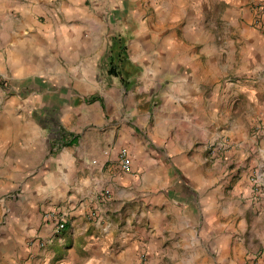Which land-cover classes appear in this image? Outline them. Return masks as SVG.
Segmentation results:
<instances>
[{"label": "crops", "instance_id": "crops-1", "mask_svg": "<svg viewBox=\"0 0 264 264\" xmlns=\"http://www.w3.org/2000/svg\"><path fill=\"white\" fill-rule=\"evenodd\" d=\"M55 5V0H0V75L10 70L21 85L32 80L48 84L64 68L66 60L85 55L80 63L93 66L91 39L85 50L77 49L73 44L75 30L60 27L61 44H57L54 27L42 18L58 15L60 9ZM251 13L244 5L240 14L244 20L236 22L248 46L242 57L243 70L261 71L259 82L264 92V42L262 35L248 25ZM211 59L215 58L205 61ZM222 61L221 55L211 64L200 61L196 65L188 62L180 65L186 72L179 80L180 95L195 117L199 116L198 121L183 130L184 141L189 137L198 139L201 134L205 135L202 131L208 130L203 116L200 117L201 104L205 102L204 83ZM199 71H204L203 76ZM28 73H33V77ZM242 84L244 87L235 92L231 89L230 93L254 99L255 108L264 115V97L257 96L261 92L254 93L245 88L248 84ZM8 91L0 80V191L25 179L30 169L37 166L35 159L41 145L49 141L38 123V96ZM212 104L219 107V101ZM220 115L216 112L213 116L219 118ZM173 125L174 119L162 115L155 122V131L170 132ZM245 126L244 121L233 126L232 137L236 139V135L244 133L246 138L243 140L240 136L237 147L233 148L236 158H240L237 161L241 170L238 173L231 170L227 180H224L227 173L224 174L218 164L203 159L207 145H201L191 155L187 151L177 154L179 133H175L176 142L169 147L173 154L169 160L156 159L150 141L133 137L130 152L135 174L119 170L115 148L108 146L101 135L82 134L78 143L62 147L58 153L60 164L69 170L62 168L51 173V178L42 185L46 188L51 184L50 190L56 195L58 188L75 184L72 194L65 198L70 208L67 229L58 231L52 220L46 221L41 231L50 234L53 241L48 247L36 250L27 236L34 209L21 199L0 200V213L6 214L5 222L0 225V264H43L45 259L49 262L57 259V264H135L141 261L143 250L167 255L170 263L177 260V264H242L248 252L249 259L258 249L263 251L258 264H264V194L263 198L260 196V203L246 202L250 193L248 175L254 167L260 171L257 174L264 183V125L250 136L253 139L249 138ZM219 134L218 130L213 132L209 141L216 140ZM76 169L81 176L75 181ZM105 171L110 173L109 179L112 177L117 182L118 189L113 190L112 201L100 204L99 219L90 220L87 212L93 204L92 192L103 182ZM233 177V189H226ZM114 203L126 209L124 215L122 210L119 212L120 223H123L119 227L113 218L118 215L111 211ZM247 211L257 217L258 225H248ZM233 215L241 216L243 230L242 237L236 239L228 232ZM235 223L236 220L234 228ZM59 249H67V252L57 254ZM238 253L242 255L240 259ZM26 258L29 260L24 261Z\"/></svg>", "mask_w": 264, "mask_h": 264}, {"label": "rangeland", "instance_id": "rangeland-1", "mask_svg": "<svg viewBox=\"0 0 264 264\" xmlns=\"http://www.w3.org/2000/svg\"><path fill=\"white\" fill-rule=\"evenodd\" d=\"M55 1V6L60 9L57 10L58 15H43L42 18L54 27L57 44H61L60 27L75 30L73 44L77 49L85 50L91 39L93 66H83L80 63L81 59L87 57L85 55L66 60L64 68L48 84L32 80L21 85L14 79L15 73L10 70H4L3 75H0V80L8 87L10 94L38 96V123L49 139L41 145V152L35 159L37 166L30 169L25 179L0 191V200L14 202L21 199L34 209L35 214L29 222L27 235L29 244H35L34 249L46 248L53 241L50 234H46L45 230L41 231L46 221L52 220L54 229L58 231L67 229V225L58 229L55 223L64 218L68 224L70 208L65 198L72 194L75 184L58 188L56 195L50 190L51 184L46 188L42 185L51 178V173H57L62 168L69 170L60 164L58 153L62 147L78 143L82 134L101 135L103 141L115 148L116 152L120 147H126L130 151L133 137H140L150 141L149 145L155 149L156 159L169 160L173 155L169 152V147L176 142L175 133H179L177 154L187 151L191 155L201 145H207L203 159L207 163L218 164L224 174L227 173L224 180H227L231 170L237 173L241 170L237 161L240 158H236L233 148L237 147V139L241 136L244 140L246 135H236V139L232 137L235 132L233 126L244 121L249 138L253 139L254 134L264 125V115L255 108L254 99L247 100L245 94L233 92L244 87L242 83L248 84L245 88L254 93L261 92L257 95L259 99H263L264 92L259 82L261 71L243 70L242 57L248 46L246 36L236 22L238 19L244 20L240 14L246 5L252 12L248 15V25L262 35L264 42V21L260 23L257 10V5L264 0ZM56 22L59 24L57 27ZM116 40L126 45L122 55L124 62L113 53ZM221 55L223 61L218 65L219 68L210 76L206 75L204 83L205 102L201 104L200 117L203 116L208 130L202 131L205 135L201 134L198 139L189 137L184 141L181 138L183 130L198 121L199 116L195 117L180 95L179 80L186 74L185 67L180 65L186 62L196 65L209 57L216 59ZM60 58L65 60L63 56ZM215 59L204 63L211 64ZM124 63L131 69V74L125 72ZM111 68L115 72L119 70V75L111 74ZM28 74L33 77V73ZM199 74L203 76L204 71H199ZM215 101H219V107L212 104ZM216 112L222 115L214 118ZM162 115L174 119L170 132L155 131V122ZM216 130L219 131V136L216 140L209 141ZM86 140L89 146V137ZM256 169L254 167L248 175L247 189L249 188L250 193L246 202L249 203L262 202L264 194V183L255 186L253 181L255 174L260 173ZM122 173L136 172L133 168L130 172ZM80 176L81 172L76 169L73 179L76 181ZM103 177L101 185L92 192L93 204L87 212L90 220L99 219L100 204L112 201L110 197L113 190L118 189L114 178L109 179L110 173L105 171ZM233 179L234 177L226 189H233ZM111 207V211L118 215L113 218L119 227L123 224L120 223L119 212L122 210L124 215L126 209L120 208L117 203ZM5 217L6 214L1 212L0 225L5 222ZM230 218L231 230L228 232L233 234V239L242 237L241 216L233 215ZM245 218L249 226L259 224L257 217L250 211L246 212ZM59 251L57 254H64L67 249ZM256 252L249 259L248 252L245 263L242 264H258L263 251L258 249ZM241 257L238 253V258ZM29 258L23 260L28 261ZM139 258L141 261L135 264H177V260L170 263L167 255L153 254L148 250H143ZM56 260L49 262L45 259L43 264H57Z\"/></svg>", "mask_w": 264, "mask_h": 264}, {"label": "built area", "instance_id": "built-area-1", "mask_svg": "<svg viewBox=\"0 0 264 264\" xmlns=\"http://www.w3.org/2000/svg\"><path fill=\"white\" fill-rule=\"evenodd\" d=\"M258 10V18L260 20V23L264 21V1L260 3V5H257ZM116 162L118 165V168L122 172H130L133 169V160L130 151L126 147H120L116 152ZM254 184L260 185L262 184V180L259 174H255L253 178ZM66 220L60 219L56 221L55 225L58 229H62L66 226Z\"/></svg>", "mask_w": 264, "mask_h": 264}, {"label": "trees", "instance_id": "trees-1", "mask_svg": "<svg viewBox=\"0 0 264 264\" xmlns=\"http://www.w3.org/2000/svg\"><path fill=\"white\" fill-rule=\"evenodd\" d=\"M126 49V45H125V43H123V42H121L120 40H116L115 41V44H114V46H113V50H114V54L117 56V57H121V58H119L120 60L121 59H123V57H122V55H123V53H124V50ZM123 62H124V59H123ZM125 63H127V62H125ZM124 63V64H125ZM128 64V63H127ZM125 66H126V69H125V72L127 73V74H131V69H129L128 67H127V65L125 64ZM114 68V67H113ZM109 72L111 73V74H114V75H116V76H118L119 75V70L117 71V72H115L112 68L109 70Z\"/></svg>", "mask_w": 264, "mask_h": 264}]
</instances>
